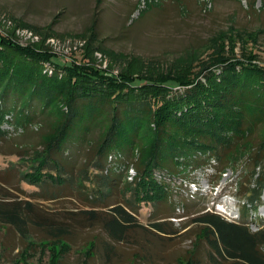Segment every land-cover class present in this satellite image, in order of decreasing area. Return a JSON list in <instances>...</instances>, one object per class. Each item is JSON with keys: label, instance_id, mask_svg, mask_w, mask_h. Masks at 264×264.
Listing matches in <instances>:
<instances>
[{"label": "trees", "instance_id": "obj_1", "mask_svg": "<svg viewBox=\"0 0 264 264\" xmlns=\"http://www.w3.org/2000/svg\"><path fill=\"white\" fill-rule=\"evenodd\" d=\"M43 45H24L0 32V138L9 128L45 126L25 181L79 194L76 189L90 181L97 194L84 196L88 207L102 200L110 208L83 211L82 217L99 221L118 240L137 225L131 204L110 201L121 176L137 199L155 204L167 197L171 182L165 177L208 161L222 173L232 160L243 159L242 175L253 185L248 205L255 211L264 187V65L220 53L199 68L113 73L92 60L68 63ZM129 170L134 174L127 181ZM32 206L0 199V223L30 239ZM192 221L200 229L186 264H264V226L251 231L208 211ZM50 224L52 235L33 243L63 242L66 252V225ZM163 225L152 224L159 232ZM201 241L210 251L204 259L196 252Z\"/></svg>", "mask_w": 264, "mask_h": 264}, {"label": "rangeland", "instance_id": "obj_2", "mask_svg": "<svg viewBox=\"0 0 264 264\" xmlns=\"http://www.w3.org/2000/svg\"><path fill=\"white\" fill-rule=\"evenodd\" d=\"M0 32L24 45L44 44L68 63L92 60L113 73L199 68L220 53L264 65V0H0ZM44 130L39 124L24 131L9 128L0 138V199L28 200L35 211L30 239L0 223V264H186L200 229L192 220L201 212H215L251 231L264 226V187L254 211L243 159L232 160L222 173L217 162L208 161L165 177L171 182L167 197L155 204L137 199L121 176L110 201L131 204L137 225L112 239L99 221L82 217L83 211L110 208L102 200L88 207L84 196L97 194L90 181L76 189L79 194L23 179L37 163ZM132 174L129 170L127 181ZM52 221L66 225L61 234L71 246L66 252L63 242L32 241L50 237ZM155 222H162L165 232L157 231ZM196 252L204 259L210 251L201 241Z\"/></svg>", "mask_w": 264, "mask_h": 264}, {"label": "built area", "instance_id": "obj_3", "mask_svg": "<svg viewBox=\"0 0 264 264\" xmlns=\"http://www.w3.org/2000/svg\"><path fill=\"white\" fill-rule=\"evenodd\" d=\"M132 176H133V174H132Z\"/></svg>", "mask_w": 264, "mask_h": 264}]
</instances>
